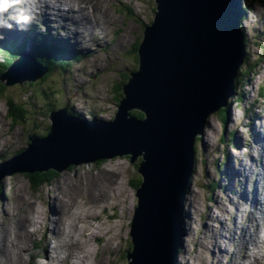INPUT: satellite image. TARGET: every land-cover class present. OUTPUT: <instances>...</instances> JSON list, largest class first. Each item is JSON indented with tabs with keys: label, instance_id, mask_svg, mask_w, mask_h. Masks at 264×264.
<instances>
[{
	"label": "rangeland",
	"instance_id": "rangeland-1",
	"mask_svg": "<svg viewBox=\"0 0 264 264\" xmlns=\"http://www.w3.org/2000/svg\"><path fill=\"white\" fill-rule=\"evenodd\" d=\"M82 1L84 6L90 8L91 4L88 3L90 0ZM93 2L96 5L99 4L105 13L103 15L105 24L101 20L98 22L103 31L100 28L97 29L102 33V37L95 35L93 44L87 43L88 47L92 48L90 51L93 50L87 59L73 60L74 64L68 71L71 77L68 85L63 83L62 77L58 73H52L50 76L54 79L48 82L46 79L45 83L36 81L34 84H30L33 82L23 81L22 85L19 83L6 85L2 82L7 94L4 99L0 100V153H2L0 159L2 161L7 160L12 152L27 146L28 132L42 135L51 125V119L48 112L46 113L47 108L36 110L34 107L30 111L35 110V114L30 115L27 122L14 123L8 112L7 99L9 97L33 105L39 96L43 102L46 101L49 105L52 103V99L45 100L42 97V91L50 90L55 95L57 89L64 86V95L62 97L54 96L59 104L62 105L66 100H69L73 109L83 107L84 112H89L90 119L96 118L98 114L108 120L115 118L120 103L118 104L112 96L111 84L118 79L120 82L125 81L127 77H130L131 72L135 71L137 63L131 50L136 42L143 37L144 27L155 18L154 7L157 5L156 0H93ZM246 4L248 7L247 12L245 10L247 18L246 20L243 18V25L249 41L248 46H250L249 55H247L253 61L258 56L261 60L264 56V49H262L264 48V0H246ZM243 5L245 6V1ZM157 12L158 9H156ZM94 24L97 25V23ZM57 25L60 26L58 23ZM58 29L57 33L59 31L62 33L63 30ZM34 31L33 29L32 33ZM2 33L10 32L3 30ZM80 33L84 32L80 31ZM12 34L19 35L20 33ZM46 40H51L48 33H46ZM64 40L66 42L62 43H65L64 45H67L69 50L78 53H81L78 50L82 52L86 50L82 46H73L72 42L67 39ZM27 47L29 48V44ZM68 54L70 57L73 55L72 53ZM249 62L252 64L251 61ZM57 85L59 86L57 87ZM261 88H264V62H259L258 67L249 74L246 82L238 87L240 95L236 94L231 98L226 124L219 117L220 110L212 114L209 117L210 124L204 128L200 142L196 143L198 150L196 170L183 216V231L186 233V238L182 239V249L178 255L177 264H193V260L195 264H198L204 253L208 259H205V264L249 263L248 259L250 258L245 254L249 249L244 251L242 259L236 251V247L243 243L241 238H237L236 242H233V230L230 234L231 237L223 234L226 231L225 227L230 225L226 219L222 220L216 215L218 212L216 202L221 197L218 189L211 193L213 189L211 182L225 184L229 178L226 172L235 165L232 163L234 159L243 158L245 161L249 154L254 155L257 159V145L251 137V129L255 125L257 127L264 125V98L258 95ZM241 95L243 99L239 101L237 97ZM30 96L35 99L33 100ZM133 109L135 108L130 110ZM257 114H259V118ZM85 118L88 119V117ZM255 130L258 129L255 128ZM232 132H234L239 149L231 148L229 138ZM224 133L228 142L222 141ZM255 134L257 133L254 132ZM245 143L250 146L241 149ZM138 159L139 156L131 163L129 154H117L104 158L102 161H82L74 167L61 169L55 179L36 190L22 172L1 177L0 184H3L4 195L0 199V251L9 248L6 253L11 252L12 256L19 253L21 246L19 244L12 246L11 241L23 239V235L25 236L26 233L24 230H28L27 237L23 241L25 247L22 251L25 250L23 253L20 252L21 264L26 262H28L27 264H50L52 260L49 261V256L45 257L49 253L54 258L53 260L61 261L60 264H76L86 254L85 250L91 253L89 260L84 261V264H129L126 253L131 247L129 234L134 211L138 205L136 196L138 188L135 186L140 178L137 168ZM225 159L226 164L220 166ZM142 162L143 160L140 164ZM254 165L256 166V162ZM235 167L234 170L238 168V164ZM255 172L256 169L253 166L248 183H254L259 178ZM110 180L116 181V184L109 188L107 202L104 201L101 191L104 186H107L106 182ZM232 180L236 179L232 178ZM118 186L119 188H117ZM120 187L124 193L121 198L115 199L116 190H119ZM90 189H92V195L87 192ZM219 192L224 191L219 189ZM63 196H66V199ZM190 198L197 200L196 212L192 207L190 209ZM63 202H66L65 205ZM206 202L209 211L213 212L206 213ZM234 203H230V206L234 207ZM94 205L96 206L95 211L94 208H92L93 211H89V208ZM54 209L55 211H53ZM189 209L193 211L190 216ZM222 211L233 218L234 213L229 210L228 205L222 203ZM65 212L66 215L62 217ZM89 212H96L98 216L93 217L89 215ZM211 214L213 217H210ZM28 216L32 219H29ZM216 220H219L221 225ZM260 223L264 227V220ZM49 227L60 228L61 234L55 238V234L48 232ZM97 227L98 236H94L93 232ZM108 229L112 230L104 234ZM83 230H86V233H83ZM226 236L231 239H226ZM48 238L53 243L60 239L61 244H64V249H62L64 252L62 250L59 253L48 251L50 250ZM73 238L78 240L75 241ZM232 242L233 245L229 247ZM210 249L211 251H209ZM250 249L253 250L255 264H264V242L256 243V246H252ZM222 250H226L224 257L221 256ZM42 253L44 256H41ZM211 253H213L212 256ZM3 254H0V257ZM58 262L52 261V264H59Z\"/></svg>",
	"mask_w": 264,
	"mask_h": 264
},
{
	"label": "water",
	"instance_id": "water-1",
	"mask_svg": "<svg viewBox=\"0 0 264 264\" xmlns=\"http://www.w3.org/2000/svg\"><path fill=\"white\" fill-rule=\"evenodd\" d=\"M156 5L139 49V71L131 73L115 118L85 121L65 109L52 111L49 134H30L28 147L0 165L1 181L15 172H59L117 154L131 155V163L143 156L129 264H176L196 138L235 93L246 56L242 0H156ZM35 63L18 59L1 79L8 85L34 82L46 74ZM132 108L145 111L146 118L132 116Z\"/></svg>",
	"mask_w": 264,
	"mask_h": 264
},
{
	"label": "bare ground",
	"instance_id": "bare-ground-1",
	"mask_svg": "<svg viewBox=\"0 0 264 264\" xmlns=\"http://www.w3.org/2000/svg\"><path fill=\"white\" fill-rule=\"evenodd\" d=\"M5 1L6 0H3V1L1 0L0 3H4L8 7L7 3H5ZM22 1H23L22 5L20 3H18L19 2L18 0L15 1V5H19V4L21 5L20 9L12 11L10 9V7H8L9 10L7 9V10H3V12H0V32L1 33H2L3 30H6V31H8L10 33H17V34L20 33L19 35H16V36H20L21 33L23 32V29L21 27H24V26L28 27L30 25V23H32L31 26L33 28H35V30H37L38 29V25H40L43 21H47L49 23V25H50V26L48 25V27L53 29L54 33H56L58 28H61V30H63V29L64 30H68V32L65 35V38L70 40L72 42L73 46H75V45L82 46L83 48L86 49L85 51L91 49L90 46L88 47L87 43H90L92 45L93 44L92 42L94 40L95 35H99L100 37H102V33L100 31H98L97 29L100 28V25L98 24V22L100 20L103 22V24H105L104 17H103V15L105 13L101 10L99 4L98 5L94 4L93 0H90L88 2L89 4H91L90 8L84 6L82 0H22ZM27 14H31L32 19L28 18ZM55 15L60 16V19L59 20L52 19L53 16H55ZM70 22H72V23H70ZM57 23L60 24V26H58ZM94 23H97V25H95ZM78 27H80L81 29L79 30ZM80 31L81 32L83 31V32L87 33V34L84 33L85 37L82 36V33H80ZM103 36H104V34H103ZM17 48L21 49L20 47H17ZM21 50H23V49H21ZM78 51L82 52L81 50H78ZM74 60H78V59H74ZM82 108L79 109L77 107V109H73V110L75 111L76 114L80 115L81 112L83 114ZM88 119L91 120V121H94L96 118L90 119V116H89V113H88ZM255 135H257V134H255ZM255 142H257V145H258V147L260 149V154H259L260 157H259V159L261 161V164L264 165V135H263V138H261V136L259 135L258 140L255 141ZM245 162H247L246 165H248V166L250 165V166L249 167H245L244 163H243L236 170H233L234 173L238 174L239 176H244L245 177V181L246 180L249 181V175L251 174L252 168L254 166L255 169L257 170V172L262 176V178H260L258 180V183L260 185H262L263 181H264V173L262 175L258 171L257 163H256V166L254 165V163L257 162V160L254 159V158L252 160H250L247 157L245 159ZM237 170H238V172H237ZM232 178L236 179L235 176H232ZM247 181L245 183H242L241 181H236L235 180V182L243 184L244 185V189L242 191V194L240 195L241 199L240 200H236L235 203H234V200H231L230 203H234V208L236 210H239L246 203V200L249 198V200H251L253 205H254L255 212L257 211L259 216H256L250 210H247V211H245V213H241V214H251L249 216V220H248V222L250 221V224H253L252 221H253V219L255 217H256L255 220L256 221L259 220V223H260V221L264 217L263 199H262L261 195L258 192L259 189L256 188V186H254V184H252L251 182L248 183ZM106 183H107V186H104V189L101 192H102V197L104 198V201L108 202L109 192H110L109 188L110 187L112 188V186L114 187V185L116 184V181L110 180L109 182H106ZM120 183H121V181H120ZM108 185H109V187H108ZM84 187H85V185H84ZM117 188H119V186ZM116 189H113V190L115 191ZM250 191L254 192L252 197H249ZM87 192L90 195H92V189H90ZM123 193H124V190H122L121 187H120L119 190H116L115 199L121 198ZM66 196H63V198L66 199ZM65 203L66 202H63V205H65ZM189 205H190V209L192 207V209L196 212L197 200L194 199V198H190L189 199ZM92 208H94L93 210L95 211L96 206L95 205L91 206L89 208V211H93ZM190 209H189V216L193 213V211L190 210ZM53 211H55V209ZM259 211H261V212H259ZM65 215H66V212L62 215V217L65 216ZM89 215L95 217L97 215V213L96 212H89ZM210 217H213V214H211ZM29 219H32V218L29 217ZM233 219H236L234 214H233ZM237 220H238L239 229L241 228L240 230L242 231V233L240 232V237L243 239V241H245L244 242L245 250L249 249L247 251V253H245L246 257L250 258V259H248L249 260L248 264H252L253 260H256V259H253V258H255L252 255L253 250L250 249L249 246L250 245H253V246L255 245L256 239L259 238L258 232H260V231L263 232L264 228L262 229L260 227L261 225L259 223L253 224L256 227V230H255V234H257V236H256L251 231L250 224L245 226V228H242V226H243L242 221H240L238 218H237ZM100 227H99V229H101ZM97 230H98V227H97L96 231L93 232L94 236H98ZM111 230L112 229H108V231L105 232L104 234H107ZM24 231L27 233L28 230H24ZM83 231H84L83 233H86V230H83ZM233 231H234V239H235V238H237L238 234H237V230L236 229H233ZM48 232L55 234V238L57 237V235L61 234L60 228H58V227H52V228L49 227L48 228ZM26 233H25V236L23 235V239H19L17 241H14V240L11 241L12 246H16L18 244H19V246H21V249H20L19 253H17V254H13L12 253L14 256H12L10 254L11 252L10 253H6L9 248H7L4 251H0V254L4 253L0 257V264H21L22 263L21 260H20V252L25 247V245L23 244V241L27 237ZM16 235H20V234H16ZM28 237H30V236H28ZM216 237H218V236H216ZM76 240H78V239L76 238ZM61 242L62 241L59 239L58 242H54L53 243L49 239V249L50 250H48V251H52L54 253H59L60 250L64 249V244L62 245ZM257 242H258V240H257ZM232 243H231V245L229 247L232 246ZM78 244H79V242H78ZM80 246H81V244H80ZM238 250H240V249L238 248ZM23 251H22V253H23ZM85 252H86V254L83 256V258H81V261L79 263H76V264H84V261L87 262L89 260L91 252L90 251L88 252V250H85ZM225 252H226V250H222L221 253L224 254ZM222 254H221V256H222ZM38 255H40V254H38ZM38 255H36V256H38ZM45 255H46V253H45ZM41 256H44V253H42ZM41 256H39V257H41ZM48 256H49V261L52 260V261L58 262L57 260H53L54 258L52 257V255L50 253L47 254L45 257H48ZM60 256L64 259V257L62 255H60ZM24 260H26V259H24ZM52 261H51L50 264H52ZM27 263L28 262H26L25 264H27ZM58 263L60 264L62 262L60 261ZM253 263H255V262H253ZM38 264H40V263H38Z\"/></svg>",
	"mask_w": 264,
	"mask_h": 264
},
{
	"label": "trees",
	"instance_id": "trees-1",
	"mask_svg": "<svg viewBox=\"0 0 264 264\" xmlns=\"http://www.w3.org/2000/svg\"><path fill=\"white\" fill-rule=\"evenodd\" d=\"M154 8H155L154 11L156 13L157 7L155 6ZM153 20H151V23L153 22ZM143 36H144V33H143ZM37 38L39 40H41L40 37H37ZM142 42H143V37L136 42V44L133 46V48L131 50V54L134 55V57L136 59L135 61L137 63V65H136L137 67L135 68L134 72L139 71V68H140L139 49L142 46ZM36 47H40V46H36ZM54 50L55 49L49 50V49H46V48H44V49H39L38 48L36 51L33 52V58L37 62L42 64L43 66L49 68V70H50L48 75L44 76L41 79L42 83H45L46 79L48 77L49 78L47 79V82L49 80L54 79L50 75L55 70L57 72H60L61 74H64V72L66 71L65 67H67L69 64L72 63L73 59H71L72 57L69 56L68 51H66V50L63 51V50H60L59 48L56 49V52ZM11 56H13V55H11ZM13 59L14 58L9 57V59L5 58L4 61H0V100L4 99V97L7 96L6 90H5L6 88H4V85L2 84V81H1V76L9 68V66L11 64V61ZM246 62L247 63L249 62V57H246ZM255 65L256 64H250V65L246 64L244 66V68H242L237 73L236 80H235V85H236L237 88L241 84L246 82L247 78L249 77V73L251 71H253V66H255ZM129 82H130V77L129 78L127 77L125 79V81H123V82H120L119 79L114 81V82H112V84H111L112 88H113L112 96L114 97V99L117 101L118 104L121 103L123 98L126 96L124 88H125V85H127ZM42 95H43L42 97L45 100H47V101L52 99V103L48 105L47 104L48 102H46V101L43 102L42 99L39 98L38 93H37L38 99H37V101H34L33 105H31L30 103L21 102V101L17 100L16 98L9 97L7 99V105H8V109H9L11 117L13 118L14 123L15 122H22V123L23 122H27V120L30 117V115L32 114V112L35 111V110L30 111V109L32 107H34V109H36V110H39L40 108H44V109L47 108L46 113L48 112V110H52V109L61 107V104H59L57 102V98L54 97L55 95H57V93L54 95L53 92L50 91V90H43L42 91ZM30 98H32L33 100L35 99V97H32V96H30ZM229 105L230 104L228 102L227 105L225 107H223L222 109H220V111H219V117L223 120V123H225V120L227 119V116L229 114ZM68 110H69V108H68ZM130 114L132 116L140 119V120H143V119L146 118V112L141 110V109H138V108H135V109L131 110ZM50 130H51V125H49L47 127V130L44 132V134H42V135L40 134V135L41 136H47L49 134ZM197 142H200V138H198ZM196 150H197V146H196ZM15 152L16 151L12 152L11 154L14 155ZM129 158H130V156H129ZM143 159H144L143 156L139 157V159H138L139 162H138L137 168H139L140 162ZM102 160L103 159H99L97 161H102ZM70 167H74V165H71ZM24 174L30 180V183H31L32 187L34 188V190H36V189H39L44 184L50 183L51 180L55 179L56 176L58 175V172L56 170H54V169H48V170L41 171V172L40 171H35V172H32V173H24ZM142 177L143 176H140L138 181L135 183V186L137 188H139L142 185V183H143V178ZM211 187L213 189L218 188V184L216 182H211ZM3 195H4V187H3V184L1 183L0 184V199L3 197ZM130 248H133V243H131V247Z\"/></svg>",
	"mask_w": 264,
	"mask_h": 264
}]
</instances>
